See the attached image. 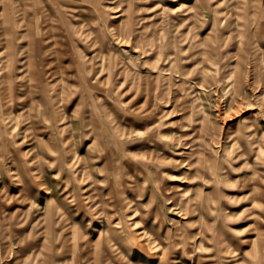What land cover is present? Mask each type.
Returning a JSON list of instances; mask_svg holds the SVG:
<instances>
[{"label":"rangeland","instance_id":"rangeland-1","mask_svg":"<svg viewBox=\"0 0 264 264\" xmlns=\"http://www.w3.org/2000/svg\"><path fill=\"white\" fill-rule=\"evenodd\" d=\"M0 8V264H264V0Z\"/></svg>","mask_w":264,"mask_h":264},{"label":"bare ground","instance_id":"bare-ground-1","mask_svg":"<svg viewBox=\"0 0 264 264\" xmlns=\"http://www.w3.org/2000/svg\"><path fill=\"white\" fill-rule=\"evenodd\" d=\"M0 9H1V8H0ZM126 15H127V14H126ZM82 25H83V24H82ZM1 66H2V65L0 64V69L2 68ZM8 107H9V106H8ZM1 112H2V111H1ZM8 113H10V112L8 111ZM2 115H3V114H2ZM3 121H4V120H3ZM83 121H84V120H83ZM89 122H90V121H89ZM87 124H88V123H87ZM88 126H89V125H88ZM124 133H125V132H124ZM92 134H93V133H92ZM87 135H88V134H87ZM123 135H124V134H123ZM123 135H122V136H123ZM93 136H94V135H93ZM161 149H163V148H161ZM155 151H156V150H155ZM102 152H103V151H102ZM104 152H105V151H104ZM126 154H127V153H126ZM152 155H153V154H152ZM109 157H110V156H109ZM124 157H125V156H124ZM146 157H147V155H146ZM166 157H167V156H166ZM81 159H82V158H81ZM118 159H119V158H118ZM75 160H76V159H75ZM112 160H113V159H112ZM112 160H111V161H112ZM127 160H128V159H127ZM130 160H131V158H130ZM111 161H110V162H111ZM132 162H133V161H132ZM141 162H142V161H141ZM105 163H107V162H105ZM133 163H134V162H133ZM70 164H71V163H70ZM127 164H128V163H127ZM136 166H137V165H136ZM141 168H142V167H141ZM117 170H118V169H117ZM113 171H114V170H113ZM113 171H112V172H113ZM113 173H114V172H113ZM141 173H142V172H141ZM145 173H146V172H145ZM133 174H134V173H133ZM146 174H147V173H146ZM143 175H144V174H143ZM118 177H119V174H118ZM248 207H249V206H247V208H248ZM243 208H244V207H243ZM250 209H251V208H250ZM250 209L248 208V210H250ZM248 210H247V211H248ZM245 212H246V211H245ZM250 213H251V212H250ZM76 233H77V232H76ZM78 239H79V238H78ZM258 254H259V253H258Z\"/></svg>","mask_w":264,"mask_h":264}]
</instances>
